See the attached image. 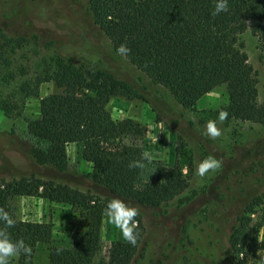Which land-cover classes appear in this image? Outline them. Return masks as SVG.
I'll return each mask as SVG.
<instances>
[{
	"label": "trees",
	"instance_id": "obj_1",
	"mask_svg": "<svg viewBox=\"0 0 264 264\" xmlns=\"http://www.w3.org/2000/svg\"><path fill=\"white\" fill-rule=\"evenodd\" d=\"M84 3L91 25L112 50L117 53L120 44H127L131 52L126 61L164 88L181 108L194 110L201 96L221 86L228 119L264 124V97L257 98L256 74L239 39L243 34L253 37L264 81V0H228V11L215 16L216 0ZM14 41L15 45L21 43L19 38ZM56 45L60 60L49 79L60 90L39 98L36 114L25 120V129L35 142L28 146L27 155L62 172L68 161L66 146L78 143L80 158L89 165L90 181L106 194L82 192L67 183L32 174L0 176V207L9 213L11 198L32 196L70 209L80 222L71 229L67 246H60L50 245L51 221L15 218L18 223L10 229L12 237L30 244L32 255L13 259L11 264H35L38 243L49 245L46 264H131L141 242V218L137 217L140 239L136 246L125 240L112 241L102 253L100 229L107 202L119 197L157 207L186 188V177L175 161L163 177L158 175L136 186L142 168H129V163L141 158L143 129L129 118L112 119L105 104L115 95L128 99L143 95L99 58L80 55V49L66 42ZM262 88L264 93V83ZM263 200L264 193L251 197L235 217L227 237L226 264H250L247 256L254 257L256 242V229L251 232L250 228L251 214Z\"/></svg>",
	"mask_w": 264,
	"mask_h": 264
},
{
	"label": "rangeland",
	"instance_id": "obj_2",
	"mask_svg": "<svg viewBox=\"0 0 264 264\" xmlns=\"http://www.w3.org/2000/svg\"><path fill=\"white\" fill-rule=\"evenodd\" d=\"M18 38L21 43L15 45ZM239 39L256 74L257 98L262 100L259 51L250 34ZM60 42L80 49V55L99 58L143 95L131 99L115 95L105 104L112 119L129 118L143 129L140 146L152 159L144 162L136 186L163 177L175 161L186 177V188L163 205L147 207L123 199L139 205L143 226L131 264H226L227 237L235 217L251 197L264 193V124L227 119L220 138L205 135L207 121L226 108L223 87L201 96L194 110L181 108L164 88L112 50L91 25L84 0H0V176L32 174L82 192L106 194L90 181L89 165L80 158L78 143L66 146L68 161L62 172L36 163L26 152L35 142L25 129V120L36 114L39 98L60 90L49 79L60 60L56 53ZM208 155L222 159L223 165L201 178L195 169ZM8 207L14 218L51 221L50 245L67 246L71 229L80 225L70 209L38 197L16 196ZM251 219L256 242L254 257L247 256L250 264L264 252V200ZM100 233L102 253L112 241L124 240L105 214ZM48 246L36 245L35 264L47 263Z\"/></svg>",
	"mask_w": 264,
	"mask_h": 264
},
{
	"label": "clouds",
	"instance_id": "obj_3",
	"mask_svg": "<svg viewBox=\"0 0 264 264\" xmlns=\"http://www.w3.org/2000/svg\"><path fill=\"white\" fill-rule=\"evenodd\" d=\"M228 11V0H216L213 15H219L222 12ZM131 49L127 44L122 43L117 48V53L127 60ZM193 119H195L193 117ZM228 119V112L221 110L216 119H210L205 126V135L213 140L220 138L223 135L221 125ZM151 155L148 152H143L141 158L133 160L129 163V168H143L144 162H151ZM222 159L214 155H208L196 166V175L203 178L209 172H216L222 168ZM105 216L109 222L117 229L123 239L132 246H136L140 239L138 231L137 217L141 211L139 205L127 202L119 197H113L105 206ZM18 221L3 207H0V264H11L13 259H19L21 256L30 258L32 255V247L26 243L23 238L13 239L10 229L14 228ZM261 259L258 264H264V252L258 253Z\"/></svg>",
	"mask_w": 264,
	"mask_h": 264
}]
</instances>
